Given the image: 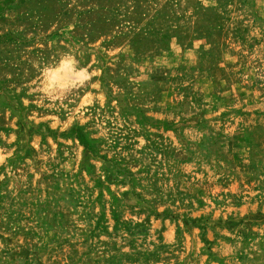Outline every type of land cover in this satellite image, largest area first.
I'll use <instances>...</instances> for the list:
<instances>
[{
  "label": "rangeland",
  "instance_id": "obj_1",
  "mask_svg": "<svg viewBox=\"0 0 264 264\" xmlns=\"http://www.w3.org/2000/svg\"><path fill=\"white\" fill-rule=\"evenodd\" d=\"M0 264H264V0H0Z\"/></svg>",
  "mask_w": 264,
  "mask_h": 264
}]
</instances>
